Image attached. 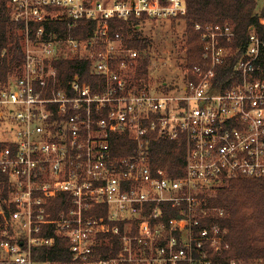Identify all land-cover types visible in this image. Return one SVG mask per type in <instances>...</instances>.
Returning a JSON list of instances; mask_svg holds the SVG:
<instances>
[{"label": "built area", "instance_id": "2783aa9c", "mask_svg": "<svg viewBox=\"0 0 264 264\" xmlns=\"http://www.w3.org/2000/svg\"><path fill=\"white\" fill-rule=\"evenodd\" d=\"M7 7L23 61L4 74L0 44V264H244L230 255L227 208L211 200L235 180L264 177V32L250 26L236 45L229 23L197 24L201 61L169 85L152 78L154 58L140 75L130 42L152 19L185 15L186 0ZM90 26L86 37L72 33ZM60 59L88 61L95 84L60 77ZM116 135L134 150L114 153ZM157 138L185 140L183 175L153 165ZM64 193L72 205L54 215ZM58 238L70 242L69 261L35 259Z\"/></svg>", "mask_w": 264, "mask_h": 264}, {"label": "trees", "instance_id": "16d2710c", "mask_svg": "<svg viewBox=\"0 0 264 264\" xmlns=\"http://www.w3.org/2000/svg\"><path fill=\"white\" fill-rule=\"evenodd\" d=\"M187 13L172 19L175 22L182 19L186 23L185 63L188 68L200 63L202 42L196 25L199 23H229L236 34V45H246L250 26H255L264 32L261 20L264 10L258 11L257 0H186ZM18 25L13 23L7 11L6 2L0 5V44L8 49V55L2 64L4 74L13 70L23 61V53L19 39L15 33ZM52 29L66 34V23H52ZM90 27H76L72 33L78 37H86ZM150 39L142 32H136V39L131 46L141 50L140 75L148 76L154 54L150 49ZM59 76L67 78L70 74L79 72L83 79L95 84L96 77L90 73V64L86 60L60 59L56 61ZM233 70L232 64L222 73L223 81ZM100 81V79H99ZM228 85V84H227ZM120 144H114V153L128 154L135 144L126 135H116ZM118 145V146H117ZM152 158L155 167L165 168L172 177L184 174L186 144L183 138H157L152 142ZM70 196L66 193L53 199L54 215L72 205ZM212 203L226 207L228 217L224 223L229 228L231 243L230 255L244 264L254 263L264 259V177L255 179H240L233 181L227 188L220 190ZM54 231L49 235H53ZM36 260L69 261L72 257L70 242L66 238H58L53 246L40 247L34 251Z\"/></svg>", "mask_w": 264, "mask_h": 264}, {"label": "rangeland", "instance_id": "374dc122", "mask_svg": "<svg viewBox=\"0 0 264 264\" xmlns=\"http://www.w3.org/2000/svg\"><path fill=\"white\" fill-rule=\"evenodd\" d=\"M3 2H6L7 7L8 0H0V5ZM257 2L258 11L261 12L264 10V0ZM142 33L150 39V49L154 54L152 78L163 80L169 85L182 83L185 72V21L152 19L142 25Z\"/></svg>", "mask_w": 264, "mask_h": 264}]
</instances>
